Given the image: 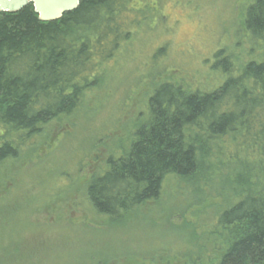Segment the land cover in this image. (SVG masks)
I'll return each mask as SVG.
<instances>
[{"label":"trees","instance_id":"obj_1","mask_svg":"<svg viewBox=\"0 0 264 264\" xmlns=\"http://www.w3.org/2000/svg\"><path fill=\"white\" fill-rule=\"evenodd\" d=\"M140 1L142 12L137 0H83L51 23L40 22L31 5L16 14L0 13V180L9 168L21 169L16 164L27 168L51 124H66L61 136L79 129L85 92L109 75L104 63L128 41L132 24L148 21L163 2ZM241 21L237 52L218 55L212 66L222 72L220 85L185 89L168 80L154 85L126 146L115 138L119 145L113 144L106 166L84 190L89 208L111 217L161 199L165 183L182 179L201 184L202 202L207 195L217 199V180L232 177L225 169L242 165L245 182L233 192V205L219 210L212 233L215 239L224 235L226 248L220 250L216 241L215 258L201 248V261L190 264H264V0H248ZM157 51L150 82L160 74L156 62L164 49ZM110 133H101L86 149L81 144L79 161ZM192 178L197 180H186ZM6 198L7 193L1 197Z\"/></svg>","mask_w":264,"mask_h":264},{"label":"rangeland","instance_id":"obj_2","mask_svg":"<svg viewBox=\"0 0 264 264\" xmlns=\"http://www.w3.org/2000/svg\"><path fill=\"white\" fill-rule=\"evenodd\" d=\"M247 1L163 0L148 21L132 24L128 41L120 44L112 62L103 65L111 67L109 75L97 89L85 92L79 129L69 131L70 137L61 136L66 124H51L27 168L16 164L21 169L11 167L2 174L0 264H190L201 261V248L215 258L216 241L220 250L226 248L221 244L224 235L215 239L212 233L219 210L233 205V192L245 182L244 167L236 162L225 169L232 177L221 176L215 183L217 199L207 195L205 202L201 184L182 179L165 183L164 195L153 203L100 217L82 194L86 180L106 166L113 144L119 145L115 138L120 136L126 146L127 134L144 116L154 85L164 80L185 89L220 85L222 72L212 66L218 55L237 52ZM144 3H135L138 12ZM159 48L164 49L156 62L160 74L150 82L157 72L153 57ZM109 131V138L98 139L80 162V145L91 147L98 135ZM38 226L43 232L36 239ZM11 248L14 258L9 262Z\"/></svg>","mask_w":264,"mask_h":264},{"label":"water","instance_id":"obj_3","mask_svg":"<svg viewBox=\"0 0 264 264\" xmlns=\"http://www.w3.org/2000/svg\"><path fill=\"white\" fill-rule=\"evenodd\" d=\"M83 0H0V13L16 14L32 5L40 22L60 21L65 14L76 11Z\"/></svg>","mask_w":264,"mask_h":264},{"label":"flooded vegetation","instance_id":"obj_4","mask_svg":"<svg viewBox=\"0 0 264 264\" xmlns=\"http://www.w3.org/2000/svg\"><path fill=\"white\" fill-rule=\"evenodd\" d=\"M88 182H89V180H86L85 184L87 185ZM82 195L85 197V201H86L87 205L89 206L87 194L83 193ZM89 201H90V199H89ZM42 232H43L42 228L38 226L37 231L34 232V234L36 235V239H39L40 234ZM38 244H39V242H38ZM38 244H37V246H38ZM12 254H13V249L11 248V249L8 250V256H6V259H8L9 262H11L13 260V258H14V257H11ZM15 258L16 259H18V258L21 259V258H23V256H16Z\"/></svg>","mask_w":264,"mask_h":264}]
</instances>
